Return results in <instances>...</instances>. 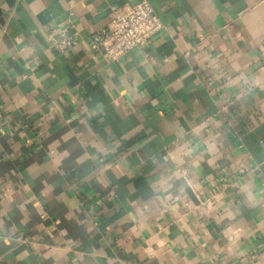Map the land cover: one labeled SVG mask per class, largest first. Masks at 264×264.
I'll return each mask as SVG.
<instances>
[{
  "label": "crops",
  "instance_id": "obj_1",
  "mask_svg": "<svg viewBox=\"0 0 264 264\" xmlns=\"http://www.w3.org/2000/svg\"><path fill=\"white\" fill-rule=\"evenodd\" d=\"M139 1L0 0V264H264V0H148L106 61Z\"/></svg>",
  "mask_w": 264,
  "mask_h": 264
},
{
  "label": "built area",
  "instance_id": "obj_2",
  "mask_svg": "<svg viewBox=\"0 0 264 264\" xmlns=\"http://www.w3.org/2000/svg\"><path fill=\"white\" fill-rule=\"evenodd\" d=\"M165 25L148 0L112 9L110 25L94 33L90 44L108 62L118 61L131 50L149 43ZM49 41L60 53L79 43V32L73 24L49 34Z\"/></svg>",
  "mask_w": 264,
  "mask_h": 264
}]
</instances>
